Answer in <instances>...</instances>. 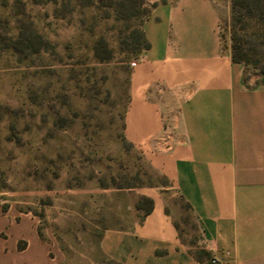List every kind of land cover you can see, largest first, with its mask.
I'll use <instances>...</instances> for the list:
<instances>
[{
  "label": "crops",
  "instance_id": "1",
  "mask_svg": "<svg viewBox=\"0 0 264 264\" xmlns=\"http://www.w3.org/2000/svg\"><path fill=\"white\" fill-rule=\"evenodd\" d=\"M148 1L124 132L158 180L137 187L101 250L116 264H264V86L244 82L215 0ZM44 232L30 210L0 202V264H54Z\"/></svg>",
  "mask_w": 264,
  "mask_h": 264
},
{
  "label": "rangeland",
  "instance_id": "2",
  "mask_svg": "<svg viewBox=\"0 0 264 264\" xmlns=\"http://www.w3.org/2000/svg\"><path fill=\"white\" fill-rule=\"evenodd\" d=\"M215 1L230 38L231 0ZM149 7L148 0L135 8L127 0H0V202L36 215L54 264H116L104 256L101 234L131 216L138 186L158 180L124 132ZM247 26L254 84L264 74V16ZM179 220L196 238L185 205Z\"/></svg>",
  "mask_w": 264,
  "mask_h": 264
},
{
  "label": "trees",
  "instance_id": "3",
  "mask_svg": "<svg viewBox=\"0 0 264 264\" xmlns=\"http://www.w3.org/2000/svg\"><path fill=\"white\" fill-rule=\"evenodd\" d=\"M131 4L132 8H135L137 5L142 3L143 0H127ZM149 10L145 11V15L148 14ZM260 17L264 16V0H231V37H230V47H231V57L233 61L240 62L244 65V76L243 80L248 86L254 85H263L264 86V74L256 81L254 84L249 83L247 68L250 58V47L247 45L245 38L247 30V22L251 17ZM260 16V17H259ZM245 31V32H243ZM245 33V34H244ZM41 42H47L39 33L34 34ZM22 36V34H21ZM140 39L142 42V49L149 47V42L147 41L144 32L141 28ZM145 206L146 212H148L153 207V200L150 197H142L141 200L137 203V207ZM188 208V205H186Z\"/></svg>",
  "mask_w": 264,
  "mask_h": 264
},
{
  "label": "built area",
  "instance_id": "4",
  "mask_svg": "<svg viewBox=\"0 0 264 264\" xmlns=\"http://www.w3.org/2000/svg\"><path fill=\"white\" fill-rule=\"evenodd\" d=\"M210 264H223L217 257H212L210 260Z\"/></svg>",
  "mask_w": 264,
  "mask_h": 264
}]
</instances>
